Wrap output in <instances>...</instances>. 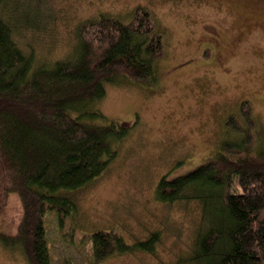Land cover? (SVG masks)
Masks as SVG:
<instances>
[{
  "label": "rangeland",
  "instance_id": "obj_1",
  "mask_svg": "<svg viewBox=\"0 0 264 264\" xmlns=\"http://www.w3.org/2000/svg\"><path fill=\"white\" fill-rule=\"evenodd\" d=\"M36 19L23 26L19 42L31 45L39 62L69 58L79 29L101 16L129 22L148 9L164 37L165 56L156 64L155 84L121 79L107 84L95 104L107 122L133 124L116 158L94 182L73 193L78 211L60 227L44 218L51 264H187L200 224L196 203L164 204L156 188L214 157L225 142L244 143L226 127L247 101L256 126L252 153L264 148V0H19ZM36 12V13H35ZM94 109V110H96ZM236 145H239L237 144ZM235 144V143H234ZM244 149V148H243ZM23 217L17 195L0 210V233L15 236ZM112 231L132 250L101 263L90 235ZM158 233L157 243L137 247ZM0 264H29L19 247L0 242Z\"/></svg>",
  "mask_w": 264,
  "mask_h": 264
},
{
  "label": "trees",
  "instance_id": "obj_2",
  "mask_svg": "<svg viewBox=\"0 0 264 264\" xmlns=\"http://www.w3.org/2000/svg\"><path fill=\"white\" fill-rule=\"evenodd\" d=\"M30 11L19 0H0V210L12 195L23 207L17 234L0 233V242L21 248L29 264H51L45 216L53 213L62 227L76 214L73 193L108 170L133 127L106 123L95 104L121 79L154 86L165 45L151 12L138 8L129 22L101 16L81 25L69 58L46 64L19 42L25 23L36 20ZM255 124L245 101L226 127L246 145L225 142L214 157L157 185L159 202L199 207L187 264H264V148L248 147ZM158 240L153 233L136 246ZM90 241L96 263L132 250L112 231L94 232Z\"/></svg>",
  "mask_w": 264,
  "mask_h": 264
}]
</instances>
